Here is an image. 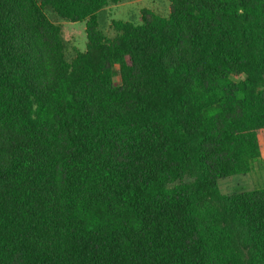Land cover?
I'll list each match as a JSON object with an SVG mask.
<instances>
[{"label":"trees","instance_id":"1","mask_svg":"<svg viewBox=\"0 0 264 264\" xmlns=\"http://www.w3.org/2000/svg\"><path fill=\"white\" fill-rule=\"evenodd\" d=\"M125 1L0 0V264H264V0Z\"/></svg>","mask_w":264,"mask_h":264},{"label":"rangeland","instance_id":"2","mask_svg":"<svg viewBox=\"0 0 264 264\" xmlns=\"http://www.w3.org/2000/svg\"><path fill=\"white\" fill-rule=\"evenodd\" d=\"M145 9L167 17L170 13V2L168 0H129L116 5L110 4L97 15L99 28L108 37H113V21L139 24L142 19V12ZM47 15L56 25L62 28V36L65 41V51L68 59H71L76 51H86L87 37L85 23H72L58 19L51 11H48ZM260 188H264V159L256 161L250 173L228 177L219 182V190L223 195H233Z\"/></svg>","mask_w":264,"mask_h":264}]
</instances>
